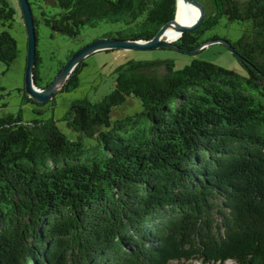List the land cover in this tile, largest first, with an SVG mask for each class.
I'll return each mask as SVG.
<instances>
[{
    "label": "trees",
    "instance_id": "trees-1",
    "mask_svg": "<svg viewBox=\"0 0 264 264\" xmlns=\"http://www.w3.org/2000/svg\"><path fill=\"white\" fill-rule=\"evenodd\" d=\"M52 2L61 11L46 23L70 35L106 21L121 24L108 37L150 39L177 13V0ZM15 12L0 0L2 25ZM223 16L250 22L232 41L244 73L198 57L179 68L129 59L110 93L72 102L65 121L101 152L53 118L0 116V264H264V0H212L177 43L195 48ZM17 55L0 30V61ZM40 63L37 51L38 85ZM83 65L61 91L79 85ZM131 95L142 111L112 120Z\"/></svg>",
    "mask_w": 264,
    "mask_h": 264
},
{
    "label": "rangeland",
    "instance_id": "rangeland-1",
    "mask_svg": "<svg viewBox=\"0 0 264 264\" xmlns=\"http://www.w3.org/2000/svg\"><path fill=\"white\" fill-rule=\"evenodd\" d=\"M206 8V16L212 12V0H199ZM15 8V18L11 27L1 24L0 30L8 29L17 40L18 55L16 59L7 64L0 61V116L20 114L24 121L33 119L46 120L53 118L60 129L72 140H81L90 154L101 152L98 140L74 130L65 121L64 116L76 99L88 98L98 101L110 93L115 86V69L128 61L153 60L159 58H172L177 68L183 67L194 57L214 61L225 67L244 73V68L238 57L227 45L216 42L208 44L196 53L183 52L176 49H103L95 51L84 58L85 65L79 72V85L71 90H59L55 96L46 103L40 104L31 100L26 91V66L28 56V36L23 12L18 0H8ZM33 11L38 19L37 50L41 57L39 67V85L46 87L55 78L57 72L70 59V57L85 45L104 37L109 32L119 29L120 23L99 21L96 25L85 24L77 35L65 33L54 25L46 23V18L57 15L61 8L52 0H32ZM250 27L249 21L229 20L223 16L213 28L207 29L200 36L201 42L214 38H226L231 41L238 39ZM163 71V68H162ZM143 105L139 97L128 96L127 101L116 106L111 114L112 120L142 111ZM171 264H200L199 260L188 262L174 261ZM223 264V263H217ZM224 264H235L228 260Z\"/></svg>",
    "mask_w": 264,
    "mask_h": 264
},
{
    "label": "water",
    "instance_id": "water-1",
    "mask_svg": "<svg viewBox=\"0 0 264 264\" xmlns=\"http://www.w3.org/2000/svg\"><path fill=\"white\" fill-rule=\"evenodd\" d=\"M186 3L193 4L199 8V17L188 26L178 25L177 30L180 36L176 40H167L161 37V34L171 25L175 18L167 23H165L154 37L150 39H126L118 38L115 36H109L97 39L84 47L76 51L69 59V61L57 72L55 78L46 87H41L36 83L35 68L37 65V44H38V34L37 25L35 21V14L33 11L32 4L30 0H18L23 16L25 19L27 36H28V56H27V66H26V91L29 96L37 103L43 104L51 100L56 92H58L64 84L67 82L73 70L76 66L84 60L89 54L103 50V49H116V48H127V49H151V48H161L167 47L188 53H196L208 44L220 42L227 45L234 54L240 59L241 54L238 52L236 47L233 45L232 41L226 38L214 37L208 41L200 43L193 49H186L181 47L177 41L180 37L187 31H192L198 28L204 21L206 16V8L204 4L199 0H183ZM179 0H177L178 6ZM54 27L60 30L55 24ZM264 83V82H263Z\"/></svg>",
    "mask_w": 264,
    "mask_h": 264
},
{
    "label": "bare ground",
    "instance_id": "bare-ground-1",
    "mask_svg": "<svg viewBox=\"0 0 264 264\" xmlns=\"http://www.w3.org/2000/svg\"><path fill=\"white\" fill-rule=\"evenodd\" d=\"M199 8L193 4L179 0L175 21L167 27L161 34V37L167 40H176L180 33L177 30L178 25L188 26L199 17Z\"/></svg>",
    "mask_w": 264,
    "mask_h": 264
}]
</instances>
